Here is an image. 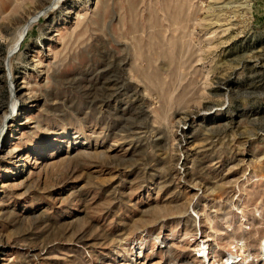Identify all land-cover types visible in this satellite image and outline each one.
I'll use <instances>...</instances> for the list:
<instances>
[{
    "label": "rangeland",
    "instance_id": "obj_1",
    "mask_svg": "<svg viewBox=\"0 0 264 264\" xmlns=\"http://www.w3.org/2000/svg\"><path fill=\"white\" fill-rule=\"evenodd\" d=\"M49 2L0 0V264H264V0H63L9 59Z\"/></svg>",
    "mask_w": 264,
    "mask_h": 264
},
{
    "label": "bare ground",
    "instance_id": "obj_2",
    "mask_svg": "<svg viewBox=\"0 0 264 264\" xmlns=\"http://www.w3.org/2000/svg\"><path fill=\"white\" fill-rule=\"evenodd\" d=\"M62 1L63 0H50V2L48 4L51 7H55L56 5L60 4ZM236 2H239V0H226V4H224L223 6L217 8L218 11L220 12L218 14V17H219L220 20H222V22H224L222 25H225V29L224 30H226V32L228 31L227 33L229 34V38L231 40H234V38H236V37H238L240 35V33L242 31L241 30L242 27L239 26L240 25L239 23H241L242 21H244V20H242L241 15L239 16V20H237V17L240 14L239 11L241 9V6L244 5V4H240V2L239 3H236ZM234 3H236V4L233 5ZM225 5H226V8H225ZM232 5H233V8L234 9L232 8ZM227 8L228 9L229 8H232V10L227 11ZM40 12H42V9H39V10L34 11V13H32L34 16L32 15L30 17H27L25 19V21L23 22V24L17 30L14 44L11 45L10 48H9V50H8V54L7 55L9 57V59H11V57L14 54V51L20 46V42L25 37V34H26V31L28 30V27L30 25H32L36 21V17H38L37 15ZM243 26H244V24H243ZM238 29H240V30L238 31ZM229 38H227V39H229ZM9 62H10V60H9ZM10 85H11V90H12V94H13V102L11 104L10 111L3 116V119H2V121L0 123V125H1L0 137H1L2 133H4L3 132V129H4L5 125L8 122H10V120L13 118V116H14L16 110H17V103H16V100H15L17 88L15 86H13L12 84H10ZM202 253L204 254V248H203V246H202ZM262 256H263L262 259L264 260V248L262 250ZM234 259H235V256L232 255V254H230L226 258L225 264H232V262L234 261ZM242 264H245V262H242Z\"/></svg>",
    "mask_w": 264,
    "mask_h": 264
},
{
    "label": "water",
    "instance_id": "obj_3",
    "mask_svg": "<svg viewBox=\"0 0 264 264\" xmlns=\"http://www.w3.org/2000/svg\"><path fill=\"white\" fill-rule=\"evenodd\" d=\"M50 8H52V7L49 6V7L45 8L41 13H39L37 19H38L41 15H43L44 13H46L48 10H50Z\"/></svg>",
    "mask_w": 264,
    "mask_h": 264
}]
</instances>
